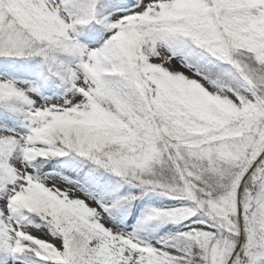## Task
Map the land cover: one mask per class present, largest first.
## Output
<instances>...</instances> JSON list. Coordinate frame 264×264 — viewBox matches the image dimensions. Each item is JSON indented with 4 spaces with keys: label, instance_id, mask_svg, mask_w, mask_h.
Masks as SVG:
<instances>
[{
    "label": "snow or ice",
    "instance_id": "obj_1",
    "mask_svg": "<svg viewBox=\"0 0 264 264\" xmlns=\"http://www.w3.org/2000/svg\"><path fill=\"white\" fill-rule=\"evenodd\" d=\"M0 264H264V0H0Z\"/></svg>",
    "mask_w": 264,
    "mask_h": 264
}]
</instances>
